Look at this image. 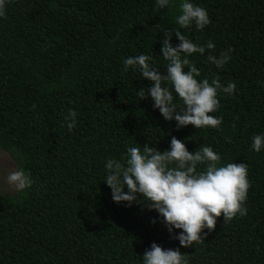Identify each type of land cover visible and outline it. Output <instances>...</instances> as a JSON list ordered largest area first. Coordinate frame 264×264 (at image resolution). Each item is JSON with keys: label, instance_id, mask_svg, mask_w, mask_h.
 <instances>
[{"label": "trees", "instance_id": "1", "mask_svg": "<svg viewBox=\"0 0 264 264\" xmlns=\"http://www.w3.org/2000/svg\"><path fill=\"white\" fill-rule=\"evenodd\" d=\"M190 2L208 12L203 30L176 23L182 0L165 8L157 0H6L0 149L34 183L12 195L0 192V264H143L154 242L180 248L189 264H264V147L252 149V138L264 135V0ZM169 30L215 45L188 57L185 71L195 65L198 80L236 84L234 94H218L221 106L212 115L222 117L220 130L177 129L150 96L139 99L152 82L123 70L126 58L144 54L164 73ZM171 43L179 44L175 33ZM230 48L223 68L208 60ZM173 95L179 110L182 101ZM69 109L77 112L71 132ZM172 136L190 152L211 147L218 166L245 163L251 184L247 215L229 223L221 216L203 243L187 248L173 239L181 230L170 234L144 205L115 203L105 183L109 158L122 160L128 147L143 151L145 144L169 150Z\"/></svg>", "mask_w": 264, "mask_h": 264}, {"label": "clouds", "instance_id": "2", "mask_svg": "<svg viewBox=\"0 0 264 264\" xmlns=\"http://www.w3.org/2000/svg\"><path fill=\"white\" fill-rule=\"evenodd\" d=\"M169 3L170 0H157L159 8H165ZM179 8L181 14L176 17V23L181 28L195 25L197 30H203L211 23L208 12L190 0H182ZM0 17H6V0H0ZM173 33L179 40L175 46L171 43ZM162 45L161 54L168 61L164 73L150 63L148 55L141 54L123 61L124 71L132 68L152 82L147 92L143 88L137 92L139 99L150 96L153 107L159 109L165 120H174L177 129L191 125L195 129L220 130L222 117L212 115L221 106L218 94H234L236 84L229 82L224 87L218 78L211 82L198 80L200 71L195 65L185 71V66L190 65L188 57L194 53L203 55L206 49L214 51V43L208 41L201 46L180 31L169 30L164 32ZM232 51L230 48L222 52L219 58L209 54L208 60L217 68H223L231 59ZM169 83L171 88L167 86ZM173 92L182 101L179 110ZM76 117L77 112L69 109L65 121L70 132L76 126ZM252 139V149L259 152L264 147V135H255ZM220 160V155L211 147L203 146L190 152L182 140L172 136L169 150L160 151L145 144L143 151L139 147H128L122 160L109 158L105 164L108 173L105 183L111 189L115 203L144 205L159 214L170 234L174 229L181 230L173 239L187 248L203 243L215 230L221 216L224 223H229L237 216L247 215L244 203L251 187L248 166L243 162L218 166ZM198 166L202 170L198 171ZM4 180L17 192L31 188L34 183L31 173L22 169L9 170ZM142 260L143 264H189L186 253L180 248L164 249L155 242L143 253Z\"/></svg>", "mask_w": 264, "mask_h": 264}, {"label": "rangeland", "instance_id": "3", "mask_svg": "<svg viewBox=\"0 0 264 264\" xmlns=\"http://www.w3.org/2000/svg\"><path fill=\"white\" fill-rule=\"evenodd\" d=\"M9 170H16V166L9 155L0 149V192L3 195H12L16 192L10 189L4 180Z\"/></svg>", "mask_w": 264, "mask_h": 264}]
</instances>
